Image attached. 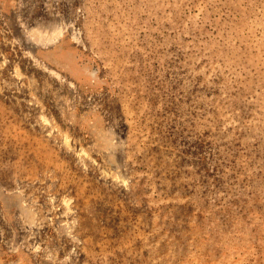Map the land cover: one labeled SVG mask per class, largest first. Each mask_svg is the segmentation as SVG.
<instances>
[{"label":"rangeland","instance_id":"rangeland-1","mask_svg":"<svg viewBox=\"0 0 264 264\" xmlns=\"http://www.w3.org/2000/svg\"><path fill=\"white\" fill-rule=\"evenodd\" d=\"M0 264H264V0H0Z\"/></svg>","mask_w":264,"mask_h":264}]
</instances>
